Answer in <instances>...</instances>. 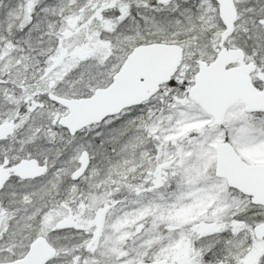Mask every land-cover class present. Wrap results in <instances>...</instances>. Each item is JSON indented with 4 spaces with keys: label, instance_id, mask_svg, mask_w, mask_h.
<instances>
[{
    "label": "snow or ice",
    "instance_id": "snow-or-ice-1",
    "mask_svg": "<svg viewBox=\"0 0 264 264\" xmlns=\"http://www.w3.org/2000/svg\"><path fill=\"white\" fill-rule=\"evenodd\" d=\"M0 264H264V0H0Z\"/></svg>",
    "mask_w": 264,
    "mask_h": 264
}]
</instances>
